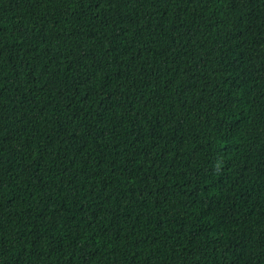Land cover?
Segmentation results:
<instances>
[{"label": "trees", "instance_id": "1", "mask_svg": "<svg viewBox=\"0 0 264 264\" xmlns=\"http://www.w3.org/2000/svg\"><path fill=\"white\" fill-rule=\"evenodd\" d=\"M0 264H264V0H0Z\"/></svg>", "mask_w": 264, "mask_h": 264}]
</instances>
